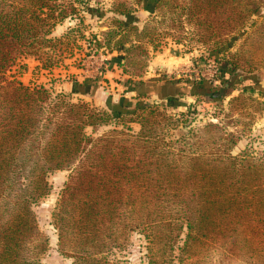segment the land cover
I'll use <instances>...</instances> for the list:
<instances>
[{"label":"rangeland","instance_id":"1","mask_svg":"<svg viewBox=\"0 0 264 264\" xmlns=\"http://www.w3.org/2000/svg\"><path fill=\"white\" fill-rule=\"evenodd\" d=\"M190 1L48 0L49 21L54 25L47 41L35 42L26 50L30 52L17 54L2 73L5 81L42 86L50 99L62 93L69 103L86 104L97 111L109 110L101 106L108 99L111 105L117 104L113 97L127 102L119 110L127 116L84 127L89 140L71 167L45 175L46 193L30 204L35 229L22 244L29 259L40 264H75L72 238L76 232L69 229L75 211L71 206L62 211V192L75 169L93 161L86 154L108 147V157L125 161L130 176L123 184L124 196L114 218L105 216L98 225L106 244L97 257L112 264H258L246 259L251 254L229 250V243H222L231 237L229 230L216 239H203L200 246L184 247L187 228L179 208L193 206L187 197L174 202L171 191H164L159 199L148 201L163 191L149 186L150 180L165 178L154 170L159 161L167 162L164 169L177 171L194 159L204 163L234 158L238 160L235 165L243 167L264 162V0L226 2L217 12L208 13L204 5L194 3L189 14ZM161 63L168 69L160 72ZM121 64L123 69L146 66L143 75L135 77L123 73ZM111 67H117L119 75L103 78ZM147 73L158 75L153 79L161 81L158 88L176 81L181 90L178 96L131 95L128 90L133 86L146 92L150 84L142 78ZM66 83L96 88L77 96L64 90ZM161 88L166 94V86ZM97 90L100 97H96ZM213 91L219 98H210ZM92 96L95 102L88 99ZM57 113L56 117L65 116V107L59 105ZM28 167L21 160L12 162L0 177L3 196L14 198L30 189ZM228 196L244 202L242 190L235 186L229 188ZM152 208L160 220H147L146 210ZM59 215L65 227L61 246ZM179 223L181 229L172 232L171 240L160 241V229L173 230Z\"/></svg>","mask_w":264,"mask_h":264},{"label":"trees","instance_id":"2","mask_svg":"<svg viewBox=\"0 0 264 264\" xmlns=\"http://www.w3.org/2000/svg\"><path fill=\"white\" fill-rule=\"evenodd\" d=\"M47 1L9 0L11 3L6 4L0 0V177L14 160H21V164L29 166L26 183L31 186L14 198L3 196L0 192V264H40L23 253L22 244L35 229L30 204L46 193L45 175L72 166L89 140L83 133L85 126H98L127 116L119 111L127 103L124 99L112 105L108 102V111H97L86 104L69 103L62 93L50 99L48 90L42 86L30 88L21 82L4 80L2 73L17 54L30 52L26 50L35 42L41 44L47 41L46 36L54 25L49 21L52 11L47 7ZM226 2L239 0H191L188 11L192 14L195 3L197 7L204 5L207 9L205 13L217 12ZM121 12L128 13L127 10ZM145 66L137 70L131 67L123 69L122 64L119 67H122L123 73L141 77ZM87 86V83L76 84L72 92L87 94L96 88V85L92 89ZM214 91L210 98L216 99L219 95ZM59 105L65 107V116L56 117ZM140 124L142 127L143 121ZM86 155L93 161L86 165L81 163L75 169L62 192L60 208L66 211L71 206L75 211L69 228L70 232H76L72 238L75 264H112L97 257L106 244V237H102L98 225L105 216L114 218L116 207L124 196L123 184L130 176L129 167L126 172L125 161L118 157L109 158L108 147ZM236 161L234 158L211 159L203 163L194 159L180 171L170 167L164 169L165 160L153 161L157 162L154 170L165 178L149 181V186L162 188L163 191L156 192L148 201L159 199L164 191H171L174 202L185 201L180 197L183 196L192 203L193 206L187 204L185 208H179L187 228L184 247L200 246L204 243L203 239H216L229 230L231 237L222 242L229 243V250L232 247L235 251L251 254L247 260L264 264V162L249 163L243 167L235 165ZM176 185L178 193L174 191ZM233 186L242 190V204L229 198L228 190ZM135 213L138 219L140 213ZM146 214L149 222L161 219L159 212L153 208L147 209ZM57 220L61 246L65 234L61 223L63 215H59ZM181 226L179 223L173 230L160 229V241L171 240L172 232L178 233ZM261 235L263 238H260Z\"/></svg>","mask_w":264,"mask_h":264},{"label":"crops","instance_id":"3","mask_svg":"<svg viewBox=\"0 0 264 264\" xmlns=\"http://www.w3.org/2000/svg\"><path fill=\"white\" fill-rule=\"evenodd\" d=\"M158 68L160 69V72L163 71L164 68L168 69V67H166V63H163L162 65H159ZM116 69H117V67H111L110 69H106L107 72L103 76V78H109L110 75L114 76V77L118 76L119 75V71H118V69L117 70ZM108 74H110V75H108ZM154 76H156V75L155 74L152 75L151 73H147L146 76H144V78H142L143 82H145V80L147 79V82H145L144 84H150V85H146V87L144 88V89H147L146 92L145 91H140L142 89H140L139 87H134L133 86V87L129 88V90H128L129 93L131 95H136V94H138V95H143L144 94L145 95L146 94V96H148V97L150 96L152 99H154L155 96L162 97L164 99H167V98L170 99V98H172L175 95L178 96V93H180L181 90H180V86H178V83L176 81L175 82L173 81V82H170V83H164V85L161 84L159 86V88H158L157 86L160 84L161 81L158 82L156 80V83H155V80H153V79H158V75H157V77H154ZM151 84H154L156 86L155 90H153V87H151L153 85H151ZM148 86L151 87V89H148ZM162 86H166V90H167L165 92L166 94H162L161 93L163 91V89L161 88ZM63 88H65L64 90H66L68 93H73L72 92V89H73L72 83H66ZM160 89H161V92H160ZM73 94L77 95V96L80 95L78 93H73ZM100 96L101 95L99 94V90H97L96 97H100ZM82 97H84V96H82ZM93 97L94 96L90 97L91 99L90 98H88V99L89 100H93L95 102V100H96L95 98L96 97H94V98ZM120 99H118V102H119ZM109 101H110L109 99L107 101H105L106 104H108ZM105 102H104V105L100 103L102 107H107Z\"/></svg>","mask_w":264,"mask_h":264},{"label":"water","instance_id":"4","mask_svg":"<svg viewBox=\"0 0 264 264\" xmlns=\"http://www.w3.org/2000/svg\"><path fill=\"white\" fill-rule=\"evenodd\" d=\"M112 101H113V103H117L118 102V98L117 97H113ZM155 102L157 103L158 100H156Z\"/></svg>","mask_w":264,"mask_h":264}]
</instances>
